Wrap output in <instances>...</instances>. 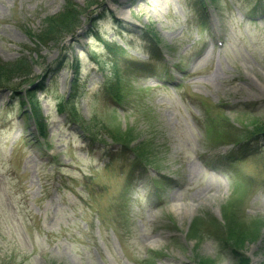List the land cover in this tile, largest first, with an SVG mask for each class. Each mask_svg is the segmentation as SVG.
<instances>
[{
	"label": "rangeland",
	"instance_id": "rangeland-1",
	"mask_svg": "<svg viewBox=\"0 0 264 264\" xmlns=\"http://www.w3.org/2000/svg\"><path fill=\"white\" fill-rule=\"evenodd\" d=\"M192 2L0 0V264H264V6Z\"/></svg>",
	"mask_w": 264,
	"mask_h": 264
},
{
	"label": "trees",
	"instance_id": "trees-1",
	"mask_svg": "<svg viewBox=\"0 0 264 264\" xmlns=\"http://www.w3.org/2000/svg\"><path fill=\"white\" fill-rule=\"evenodd\" d=\"M78 15L79 12L75 9V6L72 4L68 5V9L67 11L62 15L59 16V18H53L51 19L52 24L56 25L58 23V25L65 31H68V29L72 26H74V22L78 19ZM59 19V20H56ZM43 38V35H40ZM12 79L11 76L7 79H2L0 80L1 84H5V83H11ZM252 134H263L262 136H264V124L262 123H257L256 124V129L253 131ZM120 138V137H119ZM249 138V135H248ZM246 153V150H243V154ZM248 153V152H247ZM234 156H231V158H233ZM228 247H230L232 250L231 251H237L236 247L234 246V244H229ZM200 263V262H199ZM206 264V263H203ZM238 264H249V261L246 257H241L238 260Z\"/></svg>",
	"mask_w": 264,
	"mask_h": 264
}]
</instances>
